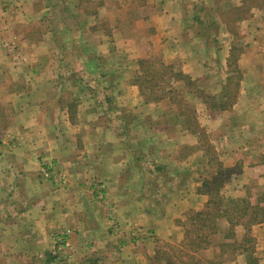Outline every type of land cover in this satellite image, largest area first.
Returning a JSON list of instances; mask_svg holds the SVG:
<instances>
[{
  "label": "rangeland",
  "instance_id": "rangeland-1",
  "mask_svg": "<svg viewBox=\"0 0 264 264\" xmlns=\"http://www.w3.org/2000/svg\"><path fill=\"white\" fill-rule=\"evenodd\" d=\"M263 1L0 0V138L17 133L21 129L16 126L19 122L29 123L30 117L37 114V104L46 105L54 99H60L58 102L68 106L69 114L68 118L63 117L65 123L62 129L72 139V147L76 148L79 156L94 155L92 152L96 142L93 140L98 130L106 129L104 133L107 138L109 133L111 136L117 135L122 141L121 145L116 143V146L106 142L104 148L121 149V155L115 156L109 164L120 158L121 164L127 166L125 169L129 171L118 176L117 181L119 185L128 187L126 192L132 193V199L136 201L133 214L128 217L126 211L129 204L122 201L120 193L113 191L115 212L106 210L111 200V190H108L103 180L108 176L85 173V164L80 162L82 172H77L79 174L76 177H79L78 182L81 180L80 187L87 194H82L80 188L76 191L80 199L76 200L75 208L81 205L86 209L90 229L96 226L90 214L102 211L105 219L113 222L112 226L109 223L108 230L116 227L119 231L115 242H110L109 247L115 244V248H121L120 241H125L126 246H123L122 254L118 249L116 255L107 260L105 253L100 255L98 251L103 244V236L93 238L91 232L73 231L72 234L65 231L57 234L59 237L56 238L54 252H50L49 256L46 254L49 264H55L57 259H65L68 264H120L125 254L130 256L136 252L143 256L146 250L155 252L167 242L178 244L179 236L162 240L157 237L158 222L166 219L167 229L176 214L187 208L180 218L176 217L177 220L183 219L193 209L191 207L202 205V194L198 187L204 178H211L215 164L213 167L205 166V158L198 171L196 163L199 156L205 154L204 149L185 159L180 158L182 145L186 143L177 148L175 144L182 139L187 141L189 134L178 125H173L178 105L173 103L171 95L164 96L161 93H157L159 99L145 101L152 96L142 94L134 84L135 73L140 68L138 60L154 59L174 64L175 72L182 71L197 80L200 92L210 102L205 104V98H199L196 102L197 119L209 133V144L226 166L229 158L225 151L240 149V140L246 141V132L247 139L254 133L251 128L244 126V111L239 112L236 106L244 72L239 59L242 53L246 54L244 45L259 36L253 25L260 21L249 19H256L252 10L258 11L257 5ZM226 43L227 47L233 45L228 73L222 64L228 54ZM259 50L256 47L255 51ZM242 63L254 70L259 68L255 62ZM18 74H23V77H17ZM15 85L25 86L23 96L27 104L22 106L21 112L9 107V101L17 100L16 96H8V91L2 92ZM48 86L60 88L61 95H49L48 92L38 95L32 90L28 92L30 87ZM256 101L250 96L242 104L250 107L249 104H255ZM215 102L217 106H214ZM222 104L227 105L224 111L221 110ZM235 106L237 109H234ZM232 130L238 135H234ZM227 131L232 132L233 138L229 137V144L223 145L222 139ZM189 136L193 142L195 137V144H200L198 135ZM2 139L0 213L6 209L5 202L15 206L13 201L17 202L27 184L19 173L22 166L20 160L12 163L11 155L16 159V154L9 146L11 139ZM20 145V153L29 148L27 142ZM56 146L60 147L59 144ZM243 149L241 156L248 159V155L252 154L251 147ZM44 159L38 166L43 169L44 175H41L50 181L55 190L61 192V198L69 199L67 170L54 162L59 161L57 158ZM93 160L88 159L89 167ZM161 165H165L164 170L157 171L156 167ZM260 172L263 181L264 169ZM236 180L227 185V192L238 196L235 191L241 186L238 184L242 183V179ZM93 185L95 190L91 188ZM249 186L250 191L256 193L263 184L258 179L250 182ZM246 189L243 188L240 196L245 195ZM116 199L120 200L118 204ZM184 201L187 202L185 205L182 203ZM73 216L80 218L81 214L73 209ZM4 231H9V227L0 221V232ZM238 235H243L242 227ZM6 236L10 239L7 245L0 246V264H21L23 254L17 253L16 235ZM254 236L257 240L256 254L261 258L260 264H264V227L255 226ZM106 241L109 240L106 238ZM133 244L136 251L131 247ZM74 247L84 249L74 251ZM113 248L108 251L111 252ZM30 255L26 254V257ZM235 264H246V261L238 256Z\"/></svg>",
  "mask_w": 264,
  "mask_h": 264
},
{
  "label": "crops",
  "instance_id": "crops-1",
  "mask_svg": "<svg viewBox=\"0 0 264 264\" xmlns=\"http://www.w3.org/2000/svg\"><path fill=\"white\" fill-rule=\"evenodd\" d=\"M257 7L258 11H254V9L252 10L253 12H255L254 15L256 19L249 20H257L258 22L260 21V23H256L253 25L256 26L255 31L259 36H257L256 39L249 40L251 41L250 44L244 45L246 54L242 53V58L240 56V58L242 59H239L240 67L244 72H242L243 81L241 83L240 98L239 102L236 104V106L239 107V112L244 111L243 117L245 119L242 121V123L247 129L251 128V132L254 133L249 135L247 139L246 132V141L240 140L242 144L240 145V149L232 148L231 150L225 151L227 154L226 157L229 158L228 162L225 163L226 167H237L236 172L238 173L239 171V175H237V173H235L236 175L234 174L238 179L234 177L235 179H233L232 182L236 179V181L242 179V183L238 184L241 186L236 189V193L238 195H242L243 188L245 186H249L250 182L254 180L259 179L260 183L264 185V178L263 181H261L263 175L260 172L264 169V161L262 159V157L264 156V1L262 2V4L257 5ZM260 24L262 26H260ZM227 46L228 44L226 43V50H228V54L225 56L224 62H222V64L224 66V69H226L228 73L229 61L231 60L230 49L232 50L233 45L229 47ZM256 47L260 49V52L255 51ZM245 61L246 63L250 61L255 62L257 65L259 64L258 70L250 68L248 64H241V62ZM22 75L23 74H18L17 77H23ZM35 75L37 74H34L33 76ZM31 90L32 92L35 91V93L38 95H42V93L45 92H48L49 95H61V89L53 88L52 86L36 88L30 87L28 89V92L30 93ZM7 91L8 96L15 95V99L18 100L9 101L11 103L9 104V107L13 108V110H17V112H21L22 106L24 104H27L26 99L23 96L25 86L15 85L13 86V88H8V90L2 92L5 93ZM250 96L252 98H256V103L249 104L247 102L250 107L242 104ZM59 100L56 101V99H54L53 102H49L46 105L42 103L37 104L39 106V108L37 106V114L30 117L29 123L21 124V122H19V124H17L16 126H18V129H21L18 130L17 133H15L14 135L3 136L4 138L11 139L9 146L16 154V159L13 158V155H11L12 163L15 160L17 161V159L20 160L19 162L22 166L19 168V173L22 177H24L23 179L27 182V184L22 190V195L17 198L18 203L13 201L15 203V206H12L9 202H5L6 209H3V211H1L0 213V221L5 225V227H9V231L0 232V246L7 245L9 243L8 239H10V237H7L6 235H16V237H14L16 239V249H18V252H16L18 254H23V260L21 264H49L47 262L49 260H46L45 258L47 257L46 254L48 253L49 256L50 252H54V247H56V238L59 237L57 236V234H61L65 231H70L72 232V234L73 231H83V233L91 232V235L94 236L93 238L103 236V244L102 246H100L98 251L100 255L102 253H105V256L108 257H106L107 260H109L110 256L116 255L118 249L120 251V254L123 253V248H125L123 246H126L125 241L119 242L121 248H117V246L115 248V244H113L111 246L114 247L112 251H108L109 249H111L108 244L110 242H115L114 239L118 236L119 231L116 229V227H114L111 231L108 230L109 223L112 226L113 222L105 219V214L102 211H96L90 214L92 215V219H94V221L96 222L95 228L90 229L86 209L84 210L83 206L81 205L75 208L76 200L80 199L79 194H77L76 191L80 188L82 194H87V191L83 192L82 188L80 187L81 180L78 182L77 180L79 179V177H76V175L79 174L77 172L82 169L79 164L80 162L85 164L83 167L85 171L83 170V172L95 173L97 175H100L101 177L108 176V178H104L103 180L107 184L106 186L108 190H111L109 191L111 193V200L107 204V206H109L106 208V210L115 212V207L113 205L115 201L112 196L113 191H117L116 194L120 193L122 201L129 204V209H127L126 211L128 217L133 214L134 208L136 206V201L132 199V193L126 192L128 187L126 185H119L117 181L118 176L120 177L122 173H126L127 171H129L125 169L127 166L125 164H121L120 158H117L113 164H109L112 163L110 161L111 159H114L117 155H121V149L116 150L115 147L113 148L114 150L112 148H104L106 142L112 143L114 146H116V143L121 145L122 141L120 142L117 135L111 136V134L109 133L107 138L106 134L104 133L106 129H102L100 131L98 130V132L96 133V137L94 138L95 140H93V142H96L95 150L94 152H92L94 153V155L90 156L88 154H84L79 156L76 152V148L72 147V139L68 134L66 135L63 132L62 126L63 123H65V118L69 117V114H67L68 106L60 104L58 102ZM16 103L17 105L19 104L20 109L19 106H14ZM236 106L234 107V109H237ZM232 131L234 135H238V133H235L234 130ZM188 136L189 135H187V141L183 139L179 140V142L175 144L176 148L184 143L195 144V137L193 136V142V140L189 139V137L191 136ZM229 137L233 138L232 132L227 131L222 139L223 145L229 144ZM2 138L0 139L4 141V139ZM25 142L29 143V148L27 150H24L23 153H20V144ZM57 144H59L60 147H57ZM249 146L251 147L252 154L248 155V159H244L241 156L242 153H244L243 148H248ZM35 149H38L39 151L36 152ZM45 157L47 159L50 157L59 159V161L54 160V162H58L64 170H67L66 173L69 174V179L66 187L68 186L67 190L70 191L69 199H67L66 197L61 198V192L59 193L58 190H55V187H52L50 185V181L44 178V174L42 173L43 169L38 166L41 165L42 160H45ZM84 158L87 162H85ZM88 159H94L91 162V164L93 163L91 167H89L88 165ZM176 160L179 159L176 158ZM29 165H36V167ZM129 166L131 167V165ZM129 176H131V174ZM130 178L131 177H129V180L131 181ZM91 188L92 190H95L94 185L91 186ZM81 197H83V195ZM201 197V206L190 207L196 210H202L205 207L207 198L204 195H202ZM118 201L120 200L116 199L117 204ZM182 203H184L185 205L187 202L184 201ZM103 207L104 206H102V208L100 209L102 210ZM91 208L93 207L91 206ZM73 209L80 212V218L73 216ZM186 209L180 214H176L173 222L172 220H170L172 223H170V226H168L167 229V226L165 225L166 219L160 220L158 222L159 228L156 231V234L158 235L157 237L162 240L171 238L172 236L176 235L179 236L178 241L182 240L183 230L179 225H176L175 222L177 220L176 217L180 218L186 211ZM174 211L177 210L174 209ZM2 216H4V218ZM257 227L262 228L264 227V224L258 225ZM110 232L111 234H109ZM106 238L109 241H106ZM131 242L133 243V241ZM127 244L130 245L131 243L127 242ZM135 244L131 245V247L136 251L137 249H135ZM83 249L84 248L82 247L72 248V250L74 251H82ZM101 249H103V251H101ZM153 253L154 251L149 249L146 250L143 256L137 254L136 252L128 256L124 252L125 255L124 257H122V259H120L121 261H119V263L146 264L147 257L149 255H152ZM26 254H31L29 256L30 258L26 257ZM99 264H102V262H100Z\"/></svg>",
  "mask_w": 264,
  "mask_h": 264
},
{
  "label": "trees",
  "instance_id": "trees-1",
  "mask_svg": "<svg viewBox=\"0 0 264 264\" xmlns=\"http://www.w3.org/2000/svg\"><path fill=\"white\" fill-rule=\"evenodd\" d=\"M138 65L140 68L135 73L134 84L140 88L142 94L153 97H148L145 101L159 99L157 93L171 95L173 103L178 105L177 110L171 108L175 110L173 125H178L189 135L200 137V144L182 145L180 158L185 159L204 149L205 154H201L196 163L198 171L205 158V166L213 167L215 164L211 178H204L202 185L198 187L199 193L208 197L205 207L202 210L192 209L185 214V218L176 220L184 229L182 240L175 245L167 242L159 246L148 257L147 263L235 264L237 257L242 256L246 264H260L261 258L256 254L254 227L264 224V185L256 193L250 191V186H245V195L229 194L227 185L234 179L237 167L228 168L223 164L214 147L208 142L209 133L197 119L196 102L200 97H206L200 92L197 80L182 71L175 72L174 64L161 60L140 59ZM203 102L210 103L206 98ZM214 106H217L216 102ZM226 107L227 105L222 104L221 110H226ZM262 159L264 161V156ZM164 167L165 165L157 166L156 170L162 171ZM241 227L243 235L240 237L238 230ZM55 264L68 262L57 259Z\"/></svg>",
  "mask_w": 264,
  "mask_h": 264
}]
</instances>
